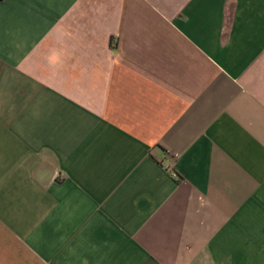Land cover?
I'll return each instance as SVG.
<instances>
[{
    "label": "crops",
    "instance_id": "crops-1",
    "mask_svg": "<svg viewBox=\"0 0 264 264\" xmlns=\"http://www.w3.org/2000/svg\"><path fill=\"white\" fill-rule=\"evenodd\" d=\"M0 264H264V0H0Z\"/></svg>",
    "mask_w": 264,
    "mask_h": 264
},
{
    "label": "built area",
    "instance_id": "built-area-1",
    "mask_svg": "<svg viewBox=\"0 0 264 264\" xmlns=\"http://www.w3.org/2000/svg\"><path fill=\"white\" fill-rule=\"evenodd\" d=\"M179 157V153L177 152H173L170 156V158L174 161ZM168 167L170 168V164L168 165Z\"/></svg>",
    "mask_w": 264,
    "mask_h": 264
}]
</instances>
